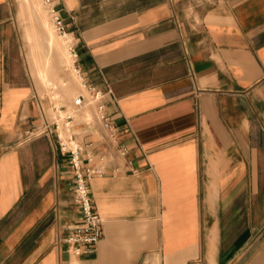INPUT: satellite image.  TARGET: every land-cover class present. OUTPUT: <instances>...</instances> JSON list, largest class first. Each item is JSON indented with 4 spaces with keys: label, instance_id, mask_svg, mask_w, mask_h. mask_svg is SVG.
<instances>
[{
    "label": "crops",
    "instance_id": "crops-1",
    "mask_svg": "<svg viewBox=\"0 0 264 264\" xmlns=\"http://www.w3.org/2000/svg\"><path fill=\"white\" fill-rule=\"evenodd\" d=\"M46 4L109 125L61 116L30 21L0 0V264H264V0ZM78 172L102 220L91 252L66 240Z\"/></svg>",
    "mask_w": 264,
    "mask_h": 264
},
{
    "label": "rangeland",
    "instance_id": "rangeland-1",
    "mask_svg": "<svg viewBox=\"0 0 264 264\" xmlns=\"http://www.w3.org/2000/svg\"><path fill=\"white\" fill-rule=\"evenodd\" d=\"M22 20H29L35 33L34 46L37 53H31L33 74L41 86V92L48 93L54 104L67 106L66 111L80 115L87 120L96 117L99 121L100 113L97 108V99L83 86L80 74L73 66V57L68 51L67 37L57 34L54 29L50 6L44 0H18ZM47 31V32H46ZM54 34L52 44L47 43L50 33ZM47 44V52L42 53L43 45ZM71 57V58H70ZM78 73V74H77ZM82 97L80 104L77 98ZM89 114V116H88ZM65 124H68L67 122ZM61 132L65 134L62 122L59 124Z\"/></svg>",
    "mask_w": 264,
    "mask_h": 264
},
{
    "label": "built area",
    "instance_id": "built-area-1",
    "mask_svg": "<svg viewBox=\"0 0 264 264\" xmlns=\"http://www.w3.org/2000/svg\"><path fill=\"white\" fill-rule=\"evenodd\" d=\"M50 0H44V2H49ZM50 12L53 17L54 29L57 34L62 36L67 34L66 24L63 22L62 17L58 14V11L55 10V7L50 6ZM70 52L73 55L77 53L72 48V44L70 45ZM82 79V78H81ZM83 85L86 89L94 95L97 99V108L100 113V119L103 122L104 126L107 127L109 125V117L104 113L105 100L103 97V93L98 90L95 85L91 83H87L82 79ZM63 146V145H62ZM71 153V162L73 163L74 168L77 170L79 166V161L76 157V152L74 150H70ZM76 181L75 186L73 187L74 197L79 205V223L76 225L71 233L66 237V240L72 246V250L76 252L94 251L95 246L102 236V220L95 209V205H93L91 194L87 189V181L91 176L90 172H86V176L82 173H76ZM191 264H202L200 259H194L191 261Z\"/></svg>",
    "mask_w": 264,
    "mask_h": 264
},
{
    "label": "bare ground",
    "instance_id": "bare-ground-1",
    "mask_svg": "<svg viewBox=\"0 0 264 264\" xmlns=\"http://www.w3.org/2000/svg\"><path fill=\"white\" fill-rule=\"evenodd\" d=\"M63 37H67V45H68V51H69V53H70V55L73 57V60H74V55H73V53L72 52H70V45L72 44V37L70 36V35H68V34H66V35H64ZM53 38H54V34H53V32L52 33H50V35H49V38H48V40L50 41V43L52 44V42H53ZM71 58V57H70ZM73 66H74V64H73ZM76 70H77V68H75ZM78 72V71H77ZM78 74V73H77ZM80 78H81V76H79ZM82 83V82H81ZM83 84V83H82ZM84 86V85H83ZM83 98L82 97H80V98H77V101L80 103V104H82L83 103V100H82ZM67 112H65V114L63 115L62 113H61V116L64 118L65 117V115H67L66 114ZM88 116H89V114H88ZM60 132H61V129H60ZM61 136H62V139H63V141H66V136H65V134L63 133V132H61ZM66 143H68V142H66Z\"/></svg>",
    "mask_w": 264,
    "mask_h": 264
}]
</instances>
